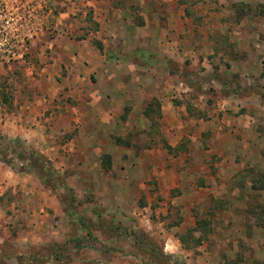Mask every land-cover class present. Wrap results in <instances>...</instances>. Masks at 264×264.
<instances>
[{"label":"crops","instance_id":"crops-1","mask_svg":"<svg viewBox=\"0 0 264 264\" xmlns=\"http://www.w3.org/2000/svg\"><path fill=\"white\" fill-rule=\"evenodd\" d=\"M86 2L96 27L85 25L82 35L67 38L59 61L65 73H41L39 84L48 88L41 87L40 98L0 114V130L68 172V184L81 177L84 191L135 196L142 191L147 202L154 199L150 193L159 192L168 199L161 214L178 208L182 215L154 222L163 237L172 235L184 254L215 255L201 243L193 248L181 242L188 230L202 237L213 232L209 223L192 230L204 219L197 209L215 208L221 238L242 237L243 219L233 208L253 197L264 199V190L255 194L249 181L242 185L238 179L246 145L264 143V133L256 132L257 120L241 110L244 103L227 81L236 66L242 67L237 74L247 76L250 62L230 58L221 48L226 44L215 41V33L227 35L228 26L217 18L228 10L209 0L202 7L185 0ZM216 76L225 78L224 87ZM246 151L259 159V152ZM7 190L19 191L26 206L5 200ZM145 205L154 210V203ZM56 216L62 217L60 203L34 174L0 165V226L21 225L17 232L10 229L13 240H54Z\"/></svg>","mask_w":264,"mask_h":264},{"label":"rangeland","instance_id":"rangeland-1","mask_svg":"<svg viewBox=\"0 0 264 264\" xmlns=\"http://www.w3.org/2000/svg\"><path fill=\"white\" fill-rule=\"evenodd\" d=\"M86 1L0 0V95L6 97L3 101L0 96V114L15 111L26 100L40 98L41 87L48 88L47 83L39 84L41 73H65L64 65L59 63L65 58V41L69 37L82 35L81 29L91 25L92 19L88 20L87 15L92 16V8ZM191 1L199 4V7L206 2L185 0L187 5ZM209 1L215 3L217 9L228 10L226 16L217 18L221 24L225 22L228 26L227 35L215 33L217 46L225 43L226 47L221 48L227 52V56L250 62L247 76L237 74L242 67L233 66L234 72L227 75L230 89L244 103L241 110L246 111L254 121L257 120L256 132L264 133V0ZM230 39L235 45L227 42ZM232 44L235 46L233 49ZM42 67L45 69L41 70ZM216 78L224 87L225 78ZM0 135L3 136L0 139V159L4 161L0 160V165L4 164L11 171L16 172L15 169L19 167L24 169L28 162L19 156L10 139L21 140L20 151L28 153L31 150L47 159V167L39 172L51 187L43 186L55 194L60 203L62 216L60 219L56 216L57 227L52 230L59 232L57 238L43 243L13 240L10 229L19 231V224L4 229L0 226V264H264V199L257 202L253 197L245 207L233 208L243 219L242 237L221 238V233L218 234L216 230L217 220L213 217L215 208L209 205L208 208L197 209V214L208 221L213 232L204 237L197 235L198 232L187 234L191 238L186 236V244L194 248L201 243V246L216 254L207 258L197 257L193 252L184 254L177 248L172 232L169 233L170 240H167L161 234L163 230H159L161 226L154 223L163 216H171L172 221L182 216L178 208L171 213L164 211V215L161 214L168 199L164 196L160 198L159 192L150 193L154 199L149 198L148 202L154 203V210L149 211L145 207L148 204L145 200L147 193L142 191L137 192L136 196L130 192L125 195L124 191L114 195L108 189L103 193L84 191L80 189L83 188L81 177H77L73 185L68 184L65 178L68 172L57 171L46 155L17 136H7L1 130ZM249 148L259 152V159L248 155L249 151L246 150ZM239 160L240 174L243 175L238 179L243 180L242 185H246L245 180L249 181L248 185L254 193H261L264 190V143L246 145ZM118 194L123 197L118 198ZM174 195L171 193V196ZM4 196L5 200L12 197L20 206H26L19 201V191L13 194L7 190ZM253 228L259 232L254 233ZM198 237H201L200 240L195 242ZM171 242L174 245L169 247ZM224 248L226 252H223Z\"/></svg>","mask_w":264,"mask_h":264},{"label":"trees","instance_id":"trees-1","mask_svg":"<svg viewBox=\"0 0 264 264\" xmlns=\"http://www.w3.org/2000/svg\"><path fill=\"white\" fill-rule=\"evenodd\" d=\"M87 19L88 20L91 19L90 15H87ZM90 24H91L90 27H94V28L96 27V22L91 20ZM97 46L100 47V43L98 41H97ZM0 96H1V99L3 101H5L4 100L6 98L5 95H0ZM0 139H3L2 135H0ZM9 141H13L14 145L16 146V150L19 151V156L21 158H24L25 160H27L26 162H28V164L26 165V167H24V169L22 167L15 169L16 172H31V173L34 172L35 176L39 179V181L43 185L49 186V184L44 181L41 173L39 172L41 168L47 167V164H48L47 159L44 156H42V155H40L34 151H31V150L28 151V153H26L22 150L20 151V148H22L21 140L18 141L16 138L15 139L13 138V139H10ZM19 143H20V145H19ZM0 160L3 161L2 159H0ZM49 187H51V186H49ZM206 224H208V221L203 220L202 222L199 223V225L197 227L193 228L192 230H196V228L198 229L199 227H201L203 230V226ZM190 231L191 230H188L189 233L187 232V234H190ZM186 238H187L186 236L181 237V242H183V243L186 242V240H187ZM199 238H201V237L196 238L195 242H198L200 240Z\"/></svg>","mask_w":264,"mask_h":264}]
</instances>
